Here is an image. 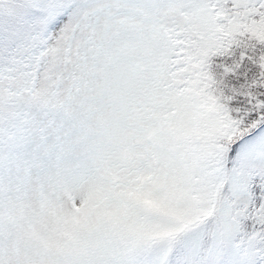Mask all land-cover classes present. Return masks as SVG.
<instances>
[{
	"label": "snow or ice",
	"instance_id": "6c2138e0",
	"mask_svg": "<svg viewBox=\"0 0 264 264\" xmlns=\"http://www.w3.org/2000/svg\"><path fill=\"white\" fill-rule=\"evenodd\" d=\"M0 264H264V0H0Z\"/></svg>",
	"mask_w": 264,
	"mask_h": 264
}]
</instances>
